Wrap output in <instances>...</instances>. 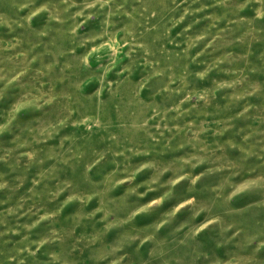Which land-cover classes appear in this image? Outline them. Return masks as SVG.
Here are the masks:
<instances>
[{
  "label": "clouds",
  "instance_id": "1",
  "mask_svg": "<svg viewBox=\"0 0 264 264\" xmlns=\"http://www.w3.org/2000/svg\"><path fill=\"white\" fill-rule=\"evenodd\" d=\"M0 196V264H264V0H0Z\"/></svg>",
  "mask_w": 264,
  "mask_h": 264
},
{
  "label": "rangeland",
  "instance_id": "2",
  "mask_svg": "<svg viewBox=\"0 0 264 264\" xmlns=\"http://www.w3.org/2000/svg\"><path fill=\"white\" fill-rule=\"evenodd\" d=\"M176 31H178V29L173 31V35H175V32H176ZM0 198H2V196H0Z\"/></svg>",
  "mask_w": 264,
  "mask_h": 264
}]
</instances>
